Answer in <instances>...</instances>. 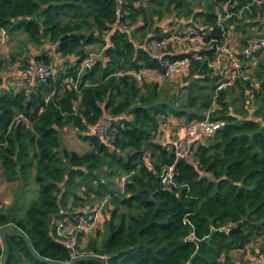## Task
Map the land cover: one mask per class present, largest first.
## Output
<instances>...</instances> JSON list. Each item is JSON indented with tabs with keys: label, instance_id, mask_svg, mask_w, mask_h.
<instances>
[{
	"label": "trees",
	"instance_id": "obj_1",
	"mask_svg": "<svg viewBox=\"0 0 264 264\" xmlns=\"http://www.w3.org/2000/svg\"><path fill=\"white\" fill-rule=\"evenodd\" d=\"M124 12L128 27L112 29L115 0H0V28L10 38L23 30L29 53L43 49L0 58V172L20 193L7 206L0 200V228L23 231L43 258L69 262L56 221L103 203V220L79 253L103 256L107 264H237L232 252L251 244L264 256V50L252 80L221 90L209 66L229 29L239 51L264 35L263 7L255 0H126ZM188 27L201 32L205 45L204 57L193 59L182 77L186 94L138 82L131 71L159 69L145 46L147 34ZM91 55L90 67L81 68ZM32 59L55 61L52 74L29 93L7 86L17 78L14 65L24 70ZM206 110L224 124L162 184L177 159L170 141L161 139V125L173 116L199 120ZM103 117L111 125L100 135L93 128ZM68 128L88 143L86 151L68 149ZM31 182L37 198L23 210L20 190ZM230 222L242 232L227 234ZM6 238L5 264H49L23 238ZM198 239H206L199 249ZM3 251L0 241V263Z\"/></svg>",
	"mask_w": 264,
	"mask_h": 264
},
{
	"label": "built area",
	"instance_id": "obj_2",
	"mask_svg": "<svg viewBox=\"0 0 264 264\" xmlns=\"http://www.w3.org/2000/svg\"><path fill=\"white\" fill-rule=\"evenodd\" d=\"M115 2L118 18L112 24V29H126L128 27L126 23L128 19L122 21L125 16L124 5L126 0H115ZM255 2L264 9V0H255ZM251 3L247 4L245 8L249 9ZM228 16H230V13L225 17ZM234 42H236V33H232L229 29L223 43L213 49V59L209 63V66L213 69V76L217 77V90L233 85L237 79L243 81L252 80L251 73L256 65L257 55L264 50V35L259 38L248 39L245 47L241 51L236 49ZM5 43L6 30L0 28V58L3 54ZM204 45L205 43L201 32L194 27H188L181 32L172 31L160 37L156 32L152 31L147 34L145 46L151 56L157 59L159 69L142 68L131 71V73L138 82L146 80L160 86L185 75L193 59H201L204 57L200 53ZM93 58V55L87 57L82 62L81 68H89L93 62ZM53 70L54 64L52 62L30 60L27 68L21 70L25 92L29 93L40 82L46 80L52 74ZM253 85L255 87L258 86L257 83ZM74 86L76 87V85ZM51 95H53V92ZM249 97L252 98L253 93H250ZM48 99L49 96L45 98V102ZM18 117H21L24 122L28 123V120L22 114L18 115ZM223 124L224 122L222 120H213L210 118V110L204 111V117L202 119L181 123L173 135V140L169 143V146L174 147L176 159L186 156L190 160L189 155L194 153L193 145L196 143L197 146L199 142H202L207 136L213 134ZM110 125L111 120L103 117L93 130L97 134L102 135ZM173 175L174 170L170 166L161 176V183L167 184L171 182ZM2 203L7 206L9 201L2 200ZM103 207V203H100L82 210L73 217L65 216L56 221V233L63 237V245L69 250L71 259L81 255L79 249L84 246L88 234L101 224L104 217ZM234 226L236 224L230 222L223 227V230L227 232ZM190 240H194L193 236H190ZM237 264H264V256L261 253L251 252L246 255L242 262H238Z\"/></svg>",
	"mask_w": 264,
	"mask_h": 264
},
{
	"label": "rangeland",
	"instance_id": "obj_3",
	"mask_svg": "<svg viewBox=\"0 0 264 264\" xmlns=\"http://www.w3.org/2000/svg\"><path fill=\"white\" fill-rule=\"evenodd\" d=\"M19 33L21 35L19 34L16 37L10 38V40L8 41V46L5 49L4 56L5 55L8 56L10 53H13V54L16 55V52L18 50H20L22 52V57H24L25 55L28 56V54L30 55V54H32V53L35 52V49L36 48H34V49L30 48V50H31L30 53L28 51H25L24 50L25 48L22 47L23 46L22 45V40L25 38V36H24L25 33H24L23 30H20ZM7 35H8V33H7ZM13 76L10 78V82H8L7 86H10V85L17 86V85H19V84L13 83V82H16L17 81L16 79L13 78ZM183 76L184 75H182L178 79L171 80L170 82H166V83H164L162 85L164 87H168V88L174 87L175 90H179V92L183 96L187 92L186 89L181 88V87L187 85L185 83V81L182 79ZM176 82H177V84H176ZM171 119H174V120L169 121V124L170 125H173V126H177V125H179V124H181V123L184 122V118H181V119L177 120L173 116V117H171ZM63 137H65L64 134H63ZM71 140H73V141L71 142ZM66 141L67 142H65V139H64V143L66 145H69V143L73 147L74 146L77 147V146L80 145V142L77 141L76 138H74V139H66ZM68 141H70V142H68ZM193 149L194 150L196 149V143L193 145ZM191 157H192V154L189 155V158H191ZM20 192H21V196H20V198L18 197L19 198V202H21L22 209L25 210V209H27V207H29V204L34 199L37 198V186L33 182H31L26 188L21 189ZM22 192H23V194H22ZM16 195L17 196L20 195V193L18 191V186L16 185V183L15 182L9 183V182L5 181L4 178L1 175V172H0V200H3L4 198H7L9 200V203H8V205H9L10 202L13 201V199L15 198ZM251 246H252V244L249 245L248 249L244 253H242L240 251H237V252L236 251H233L232 252L234 254L237 253L238 258H240L239 260H236L237 263L238 262H242L245 259L246 255L248 253H251L252 252Z\"/></svg>",
	"mask_w": 264,
	"mask_h": 264
},
{
	"label": "water",
	"instance_id": "obj_4",
	"mask_svg": "<svg viewBox=\"0 0 264 264\" xmlns=\"http://www.w3.org/2000/svg\"><path fill=\"white\" fill-rule=\"evenodd\" d=\"M234 0H230V3H233ZM103 58V52L100 54L99 59ZM191 163L186 156L183 157H179L176 160V163L173 167V170L176 171V167L179 163ZM234 232H242V228L240 226V224H237L236 226L230 228L226 233L231 235ZM7 235H15V236H19L21 238L24 239L26 246L28 247L29 251L31 252V254L38 260L49 263V264H75V262L80 261V260H91V261H97L100 264H107L106 263V259L103 256H98V255H93V254H88V255H79L75 258H72L69 262H60V261H54V260H49L46 258L41 257L40 255H38L34 249L32 248V245L28 239V237L26 236V234L23 231H17L14 228H10L8 226H3L0 228V241L3 245L4 251H3V255H2V259H1V263L0 264H5L6 262V258L8 255V246H7ZM206 239H202V240H196V243L198 245L197 249H199L200 244L205 241ZM198 251V250H197ZM196 251V253H197Z\"/></svg>",
	"mask_w": 264,
	"mask_h": 264
},
{
	"label": "crops",
	"instance_id": "obj_5",
	"mask_svg": "<svg viewBox=\"0 0 264 264\" xmlns=\"http://www.w3.org/2000/svg\"><path fill=\"white\" fill-rule=\"evenodd\" d=\"M10 40V36H9V34L7 35V31H6V43H5V47H4V49H3V54H4V52H5V49L7 48V46H8V41ZM47 47V46H46ZM47 49V48H46ZM41 50H43V49H38V50H35V51H41ZM33 60V59H32ZM35 60V59H34ZM53 61V60H52ZM51 62V61H50ZM53 64L54 63H56L55 61H53L52 62ZM15 67H14V69H15V73L17 74V78H16V83L15 84H19V85H17L16 87H18V88H21V87H23V85H24V79H23V76H22V74H21V69H20V67H19V63L17 64H15L14 65ZM180 126V124L179 125H177V126H173V125H170L169 124V121L167 122V123H163L162 125H161V130H162V133H161V139L162 140H164V141H172L173 140V135H174V133H175V131H176V129L178 128ZM173 127V128H172ZM172 128V129H171ZM64 135H65V137H63V140L65 139V142H67L66 141V139H74V138H76V140L77 141H79L80 142V145L79 146H72L70 143H69V145H66L67 147H68V149H72V150H75L76 152H79V153H82V152H84V151H86L88 148H89V145H88V143L87 142H84V141H81L78 137H77V135H76V133L73 131V129H71V128H68V129H66L65 131H64V133H63ZM73 140H71V142H72ZM68 142H70V141H68ZM118 184L119 185H121V180L120 181H118ZM16 185H18L17 183H16ZM3 200H8L7 198H4ZM2 201V200H1ZM9 201V200H8ZM12 202V201H11ZM103 216H104V212H103ZM236 251V250H235ZM237 252V251H236ZM233 255L234 256H236V260H239V258H238V255H237V253L236 254H234L233 253Z\"/></svg>",
	"mask_w": 264,
	"mask_h": 264
}]
</instances>
